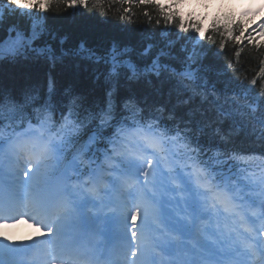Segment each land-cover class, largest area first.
Masks as SVG:
<instances>
[{
    "label": "snow or ice",
    "instance_id": "snow-or-ice-1",
    "mask_svg": "<svg viewBox=\"0 0 264 264\" xmlns=\"http://www.w3.org/2000/svg\"><path fill=\"white\" fill-rule=\"evenodd\" d=\"M90 2L103 8L106 0H0V26L13 13L30 16L53 3L87 9ZM112 3L121 5V19L133 5L153 7L166 26L179 21L178 33L195 35L178 36L179 44L169 41L158 52L149 44L141 56L151 62L142 68L125 58L126 48L87 50L82 58L103 63L112 84L97 107L71 89L57 97L52 79L46 98L35 89L0 87V175L31 164L21 191L0 188V220L27 215L47 229L30 244L0 241V264H264V152L234 144V135L244 133L264 142V86L258 97H241L235 87L247 88L228 76L229 64L217 69L225 87L209 89L197 51L205 40L215 43L209 31L221 34L217 57L230 40L264 44L235 36L217 20L207 30L185 21L178 15L185 0ZM258 27L264 37V22ZM42 30L39 20L28 33L9 24L0 59L35 53L55 62L60 57L50 48L33 47ZM83 52L81 45L75 55ZM124 70L128 80H148L161 97L165 90L175 95L177 105L141 102L134 90L119 96Z\"/></svg>",
    "mask_w": 264,
    "mask_h": 264
},
{
    "label": "trees",
    "instance_id": "trees-1",
    "mask_svg": "<svg viewBox=\"0 0 264 264\" xmlns=\"http://www.w3.org/2000/svg\"><path fill=\"white\" fill-rule=\"evenodd\" d=\"M110 2L111 0H106L103 8L96 7L90 2L87 9H71L63 4L53 3L47 11L32 9L30 16L27 14V10L24 11V14L19 12L11 14L0 26V41L7 37L9 24H15L19 30L28 33L31 31L32 22L39 20L43 30L33 42V47L50 48L60 58L52 62L43 57L38 58L35 53H30L14 61L0 59V87L16 91L35 89V94L38 97L45 93L46 98L48 82L52 79L55 82L57 97L63 96L66 90L71 89L92 107H97L106 99L112 84L106 79L107 68L103 63L96 64L82 58L86 56L87 50L94 51L97 55H103L113 46L119 49L126 48L128 55L125 58L131 59L133 63L142 68L145 63L151 62L150 57L141 56L144 48L149 44L153 46V52H158L169 41L179 44L178 36L195 35L191 31L187 34L178 33L177 24L179 21L166 26L160 13L153 7L145 8L133 5L131 14L121 19V5L112 3L109 8ZM233 7V4L217 6L216 16L214 15L215 17L211 19L210 25L213 20L218 21V26L227 24L229 28L235 29L234 35L237 36L240 29H236L237 23L234 21ZM145 12L148 13L147 16L144 15ZM178 15L182 17L179 11ZM182 18L185 21L189 18L199 21L192 15ZM157 20H159V24H157ZM210 27L208 26L207 29ZM207 34L213 38L215 43L205 40L203 41L205 49L200 51L197 48V51L200 53L198 67H202V71L206 73L204 79L207 81L208 88L211 89L215 86L217 89H223L225 87L226 81L223 73L217 69L231 64L228 76L235 79L237 86L242 82L247 88V91L240 87H235V90L241 96L246 94L253 98L258 97L262 86H264V76L258 75L261 67H264V47H256L246 41L237 43L236 40H230L226 42L222 54L217 57L213 53L219 50L221 34L215 31H209ZM183 43L190 49V41L186 40ZM255 44L261 45L264 44V41H255ZM81 45L84 46L85 52L79 56L75 55L80 52ZM209 49L211 51H208ZM237 52L240 53L239 57L236 56ZM125 71L121 72L119 78L117 89L119 96L134 90L139 95L141 102L152 103L154 100H158L160 103L167 104L168 108L177 105L175 95L170 97L165 90L161 97L158 93H154L153 85L148 80L142 82L128 80L124 75ZM253 79H256L255 85L251 84ZM196 103H199L198 99ZM177 108L180 113L187 110L183 105H178ZM225 131L228 129L226 128ZM236 135H239V141L245 142L241 140L243 134Z\"/></svg>",
    "mask_w": 264,
    "mask_h": 264
},
{
    "label": "bare ground",
    "instance_id": "bare-ground-1",
    "mask_svg": "<svg viewBox=\"0 0 264 264\" xmlns=\"http://www.w3.org/2000/svg\"><path fill=\"white\" fill-rule=\"evenodd\" d=\"M243 36L245 37V35H243ZM43 94H45V93H43ZM12 234H13V232H11V231L8 233H5L4 235L0 233V239L3 240L2 238H4L3 241H5L6 243H12L14 241Z\"/></svg>",
    "mask_w": 264,
    "mask_h": 264
},
{
    "label": "rangeland",
    "instance_id": "rangeland-1",
    "mask_svg": "<svg viewBox=\"0 0 264 264\" xmlns=\"http://www.w3.org/2000/svg\"><path fill=\"white\" fill-rule=\"evenodd\" d=\"M257 1L259 2V6H262L261 9L263 10V8H264V4L262 3L263 0H257ZM187 16H190V15L187 14Z\"/></svg>",
    "mask_w": 264,
    "mask_h": 264
}]
</instances>
